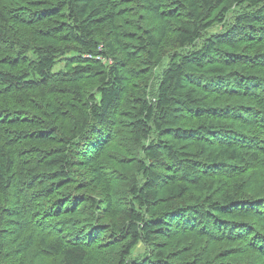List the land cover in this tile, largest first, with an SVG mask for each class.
<instances>
[{"label": "trees", "instance_id": "1", "mask_svg": "<svg viewBox=\"0 0 264 264\" xmlns=\"http://www.w3.org/2000/svg\"><path fill=\"white\" fill-rule=\"evenodd\" d=\"M109 263L264 264V0H0V264Z\"/></svg>", "mask_w": 264, "mask_h": 264}, {"label": "rangeland", "instance_id": "2", "mask_svg": "<svg viewBox=\"0 0 264 264\" xmlns=\"http://www.w3.org/2000/svg\"><path fill=\"white\" fill-rule=\"evenodd\" d=\"M211 31H215V28H212ZM59 67H61V65L58 66L57 68H59ZM115 138H116L115 142L108 147V148H111L115 153L111 154V152L109 151L104 156V160H106V162H107L106 166H108V171H106V173L114 175L115 178L118 177L119 179H118V183H117V188H119L121 190V192H125L128 189V188H126V186L133 180V178L136 175L135 169H136L137 163L135 160H130V161H132L130 164H123L120 166L116 164L115 160L117 162H120L121 158L123 157L122 152H121L122 150H120V151H118V150L120 148V144H122L124 142V136L122 134H118ZM128 145H129V143L127 144V146ZM112 156L115 157V160L112 158ZM117 188H115L113 190L115 193L118 192ZM163 246H164L163 247L164 249L172 248V245H169L168 243H164ZM137 250L142 251V247L139 245ZM214 251L215 250H213V253H214ZM196 254H199V252H197ZM211 254H212V252H210V255ZM205 258L206 257H203V259H205ZM109 264H111V263H109Z\"/></svg>", "mask_w": 264, "mask_h": 264}]
</instances>
